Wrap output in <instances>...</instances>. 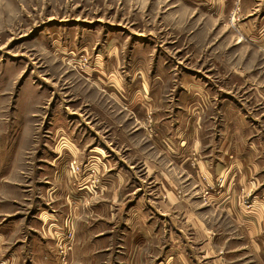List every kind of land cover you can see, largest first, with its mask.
I'll return each instance as SVG.
<instances>
[{
    "label": "rangeland",
    "instance_id": "obj_1",
    "mask_svg": "<svg viewBox=\"0 0 264 264\" xmlns=\"http://www.w3.org/2000/svg\"><path fill=\"white\" fill-rule=\"evenodd\" d=\"M221 1L223 11L215 9L219 0H0V170L11 168L4 160L15 148L12 175L22 182L21 189L0 184V220L24 215L10 241L34 226L27 216L38 198L55 209L77 210L47 195L45 184L55 179L40 169L48 148L72 146L89 153L69 169L91 175L90 192L108 172L104 160L111 159L116 172L111 191L95 200L105 202H98L93 221H105L102 215L112 222L119 216L106 214H121L132 202L134 225L149 220L145 211L164 212L186 238L192 224L198 228V256L208 258L201 245L213 232L210 256L222 250L220 264H248L249 252L238 249L236 224L225 214L222 180L193 165L191 154L193 134H209L212 142L215 134H227L237 147L257 134L264 143V0ZM111 34L123 39L114 51L105 41ZM238 112L244 115L241 136ZM179 134L191 137L184 141ZM251 200L240 202L251 209ZM71 215L64 219L70 240ZM53 239L57 259L67 264L72 243L58 232ZM111 242L114 237L104 244ZM155 249L149 251L154 258ZM1 255L0 264H7Z\"/></svg>",
    "mask_w": 264,
    "mask_h": 264
},
{
    "label": "crops",
    "instance_id": "obj_2",
    "mask_svg": "<svg viewBox=\"0 0 264 264\" xmlns=\"http://www.w3.org/2000/svg\"><path fill=\"white\" fill-rule=\"evenodd\" d=\"M219 2L220 6H216L215 9L223 11L222 1L219 0ZM121 40L123 41L118 34L108 36L105 39L108 44L111 43L108 50L114 51L118 47L116 44ZM236 112H233L234 116ZM242 115L243 113L238 112L236 120V128L240 136L244 123V115L241 117ZM239 119L240 124H238ZM232 122H234L233 118ZM249 128L254 130L253 125ZM64 132L72 134L69 131ZM193 135L194 138L196 137L194 147L193 144L191 147V154L195 160L193 165L201 167V171L214 181L217 178L222 180L225 188L222 201L227 204L225 214L236 224L237 228L233 229V233L234 238L241 242L238 246L241 248L238 249L247 248H244V251L249 252L245 255L248 257V264H264V143L260 142L262 138L257 137V134L252 137L244 136L245 139L238 143L237 147L234 146L235 141L232 136L227 134H215V142L210 140L211 135L209 134ZM178 136L185 141L191 137V134H179ZM88 150L100 153V150L96 148ZM9 151L11 157L5 158L4 163L11 168L0 170V184H8L21 189L20 183L22 182L15 180L12 175V173L15 175L16 157L19 152H15V148ZM47 151L49 160L43 164L45 168L42 166L40 169L41 171L48 170L52 179H55L52 183L45 184L47 195H53L56 199L62 197L73 202L77 210L67 212L61 208L55 209L46 205L48 202L44 198H38L31 215L27 216L34 226L23 229L19 236L16 239L11 238V241L9 240L10 234L17 227L22 228L20 221L24 222L22 219L24 215L18 213L2 217L0 220V253L3 259L8 261L7 264H61L56 257V244L53 239L57 232L58 235L64 237V243H72L70 252L73 254H70L67 264H220L225 262L226 254H221L222 250L212 256L208 254L206 246L208 242L214 240L213 232L208 236L205 232L206 238L201 247L204 251L203 257L208 258L203 259L193 249L194 246L197 247L198 228L195 225L192 224L194 229L188 231V238H186L181 234L179 226H176L173 216H165V213L160 211L156 215L145 211L149 220L138 227L132 221V209L134 208L132 202L126 206L129 209L121 214L115 210L108 212L106 215L110 218L119 216L112 222L106 221V217L102 215L99 217L105 221H100L101 218L99 221L95 218L93 221L92 216L99 214L97 212L99 203L105 202L104 198L95 201L96 198L110 192L111 187L118 181L115 170L111 168L113 167L112 160H104V164H108V172H103V177L98 181V188L90 192L91 175L85 173V170H78L74 173L69 169V163L72 160L82 162L86 152L85 148L67 146L62 152L49 148ZM86 155L89 153L86 152ZM187 164L193 166L190 161ZM28 176L23 183L31 180V176ZM30 189V187L25 188L24 191ZM116 191L117 189L109 194L112 200L116 199ZM161 197L164 198L165 195L162 194ZM243 197L252 199L251 209H246L240 202ZM178 199V196L174 195L172 204H177ZM68 213H72L71 218L74 221V235L71 240L66 237L67 227L64 223ZM83 215H86L85 222L79 219ZM103 222L108 227L98 229V224ZM167 229L169 230L168 237H166ZM49 233H53V236ZM22 234L24 238L21 237ZM110 237H114L115 242L104 244V241ZM166 239L171 241L168 242ZM154 249L157 251L155 258L149 252Z\"/></svg>",
    "mask_w": 264,
    "mask_h": 264
},
{
    "label": "built area",
    "instance_id": "obj_3",
    "mask_svg": "<svg viewBox=\"0 0 264 264\" xmlns=\"http://www.w3.org/2000/svg\"><path fill=\"white\" fill-rule=\"evenodd\" d=\"M74 167H75V169H78L79 168L77 163L74 165Z\"/></svg>",
    "mask_w": 264,
    "mask_h": 264
}]
</instances>
